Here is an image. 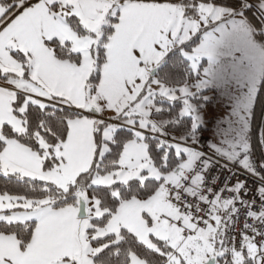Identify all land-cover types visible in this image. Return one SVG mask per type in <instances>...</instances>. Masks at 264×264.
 Returning <instances> with one entry per match:
<instances>
[{"label": "snow or ice", "instance_id": "1", "mask_svg": "<svg viewBox=\"0 0 264 264\" xmlns=\"http://www.w3.org/2000/svg\"><path fill=\"white\" fill-rule=\"evenodd\" d=\"M226 15L219 0H0V264H264V180L251 199L245 181L216 190L155 118L195 91L157 70L179 58L199 75L213 44L196 37Z\"/></svg>", "mask_w": 264, "mask_h": 264}, {"label": "rangeland", "instance_id": "2", "mask_svg": "<svg viewBox=\"0 0 264 264\" xmlns=\"http://www.w3.org/2000/svg\"><path fill=\"white\" fill-rule=\"evenodd\" d=\"M244 23L240 13H233L207 32H201L202 38L196 46L211 36L213 55L211 59L207 56L200 59L198 80L201 79L195 85H188L195 86V91L182 99L180 116L192 119L193 131L202 129L199 135L208 141V154L221 161L229 160L238 150H247L245 138L253 115L254 121L258 116L253 108L263 78L264 52L250 38ZM207 88L215 89L202 96L205 101L213 100L211 105H196L187 99ZM263 130L262 127L260 133ZM171 137L194 147L198 144L194 132ZM194 147H189L188 152L199 160Z\"/></svg>", "mask_w": 264, "mask_h": 264}, {"label": "trees", "instance_id": "3", "mask_svg": "<svg viewBox=\"0 0 264 264\" xmlns=\"http://www.w3.org/2000/svg\"><path fill=\"white\" fill-rule=\"evenodd\" d=\"M196 2H200V0H196ZM219 2L234 14L240 13L244 17V24L247 31L250 32V38L264 52V0H219ZM201 34L202 33L196 37V45L202 38ZM193 39H195V37H193ZM156 77L162 78L172 85H194L198 80V75L191 70L189 64L179 58L166 62V70H157ZM210 91V89H205L194 94L193 97H189L188 100L196 105H199L200 103L203 105H211L213 100L205 101L202 98V96L207 95ZM182 104V99L172 102L161 100L160 105L162 106L163 111L155 114L157 122L164 126L167 130V135L169 136L181 137L183 135H188L191 132L198 135L202 129L198 128L193 131L192 119L180 116ZM199 107L201 108V106ZM253 113L258 116L257 120L254 121L255 115H253L254 118L245 138L246 149L258 160L261 167V175L264 178V130L260 133L261 128L263 127L264 129V67L263 78L260 83ZM2 180L3 178H0V182H2Z\"/></svg>", "mask_w": 264, "mask_h": 264}, {"label": "built area", "instance_id": "4", "mask_svg": "<svg viewBox=\"0 0 264 264\" xmlns=\"http://www.w3.org/2000/svg\"><path fill=\"white\" fill-rule=\"evenodd\" d=\"M208 141L204 135L199 136L198 144L193 149L198 152L199 159L202 157L205 158L204 162H211L213 167L211 174L215 179H218V183L215 186V189L218 190L222 186L223 182L226 184L230 181V186H234L235 182L245 181L248 189V196L243 197L245 199H251L253 197L252 188L255 185L257 188L261 185L259 180H264L261 175V167L256 159V157L248 150L237 151L235 156L229 160H218L211 157L207 151ZM218 165V167H216ZM244 169H247L245 171ZM223 195H227L224 193ZM243 218H241V224L239 227H242Z\"/></svg>", "mask_w": 264, "mask_h": 264}, {"label": "crops", "instance_id": "5", "mask_svg": "<svg viewBox=\"0 0 264 264\" xmlns=\"http://www.w3.org/2000/svg\"><path fill=\"white\" fill-rule=\"evenodd\" d=\"M226 10H227V15L225 16V18H226V17H229V16L231 17V16L233 15V12H232L231 10H228V9H226ZM245 28H246V26H245ZM246 29H247V28H246ZM241 35H243V34L241 33ZM243 36H244V35H243ZM204 61H206V60H204ZM204 63H205V62H204ZM200 77H202V75H201ZM200 79H201V78H200ZM200 79H199L198 81H200ZM198 81H197V82H198ZM0 83H2V82H0ZM195 84H196V83H195ZM195 84H194V85H195ZM189 86H190V85H189ZM207 89H210L211 91L215 90V89H211V88H207ZM211 91H210V92H211ZM188 98H189V97H188ZM188 98H187V99H188ZM196 136H197V138H198L199 134L196 135Z\"/></svg>", "mask_w": 264, "mask_h": 264}]
</instances>
